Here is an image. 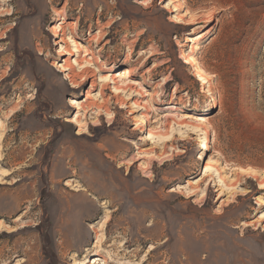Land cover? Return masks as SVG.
Segmentation results:
<instances>
[{
    "label": "rangeland",
    "instance_id": "obj_1",
    "mask_svg": "<svg viewBox=\"0 0 264 264\" xmlns=\"http://www.w3.org/2000/svg\"><path fill=\"white\" fill-rule=\"evenodd\" d=\"M53 26L141 86L78 108ZM0 134V264H264V0H0Z\"/></svg>",
    "mask_w": 264,
    "mask_h": 264
},
{
    "label": "bare ground",
    "instance_id": "obj_2",
    "mask_svg": "<svg viewBox=\"0 0 264 264\" xmlns=\"http://www.w3.org/2000/svg\"><path fill=\"white\" fill-rule=\"evenodd\" d=\"M169 12L171 14L175 12L173 16L175 23L183 21L182 24L185 26H192L196 24V20H197L196 15L195 16L191 15L184 19L185 15H190L192 12L191 11H190L191 13L187 12V10L184 12L183 5L181 6L173 5V8ZM52 31H53L52 32L53 35L58 36L60 31H62L61 33L63 34V36L59 38L60 46H59L57 53L58 55H68V58L65 60H62V63H60L59 65L60 71L65 73V79L69 81L70 85L73 88H78L85 80H88V79L90 80V83H89L90 86L88 90H86L85 92V100H84L85 105H81L80 103L78 108H82L83 106L89 107L91 105H94V103L91 104L89 100H90V96L93 90L95 89L97 85V81L102 82L104 85L106 84L111 85L113 92L118 95L129 91L133 87L141 86V82L139 80L132 78L133 72L129 67H125V68L118 69V70L108 67L107 68L108 70H104V69L102 70L101 67L97 66L98 62H100L101 59L98 55H96V53L91 48H89L84 43L80 42L79 40H74L71 34L63 30L61 26H58V27L53 26ZM88 35L91 36V39L89 41L96 38L95 33L89 32ZM201 36L202 34L197 35L195 38H199ZM177 46L180 47V44H178ZM198 48L199 47H198L197 42L195 41V39L193 41V38H192V41L189 44L188 51L186 50L182 54V59L184 60L185 63L190 65L189 68L191 72L194 73V77L200 82L201 89L203 90V93L205 94L204 103H206V105L202 106L203 105L202 104L200 107H204V108H200L198 111V113H201V112H204L207 109V107L210 108V106L213 105L214 92L212 90L213 80L203 71V69L199 67L198 62L196 61V58L193 55L194 51H196ZM76 69H79L80 71L76 72L75 71ZM103 72H110L111 75L110 76L98 75ZM146 105L154 106L152 98L147 99ZM167 115H170V114H167ZM148 118H149V115H147L145 119H143L141 122V127H144V130H145V133H144L145 136L139 137V140H143V139L148 140V139H155V138H158V140H160L159 136L155 135L147 127L148 121H149ZM70 122L74 123L77 126L81 125L78 119H72ZM202 134H203V137H200V140H199V146H198L199 150L196 153V156L198 155L196 158L197 161H201V160L205 161V151L208 150V147L210 144V141L207 137V135L209 134L208 126H206L203 129ZM2 138L3 136L2 134H0V139ZM240 170L244 171V169L242 168H240ZM205 171L215 176L218 175L217 169L213 165H210V164L206 166ZM6 175L8 174H3V176H6ZM259 189L264 190V182H261L259 184ZM262 218L264 219L263 216ZM1 227L2 226H0V228ZM99 255L100 253L98 250L86 249L85 254L83 256V260L84 259L85 260L75 261L74 263L75 264H88L91 258H93L92 262L89 264H109L108 259L112 260L110 257L107 260L103 259V261L99 263L98 261L94 260V258L98 257ZM119 264H124V262L120 261Z\"/></svg>",
    "mask_w": 264,
    "mask_h": 264
}]
</instances>
